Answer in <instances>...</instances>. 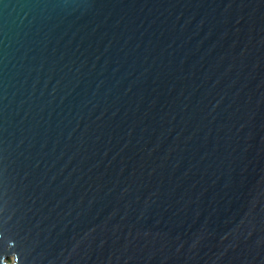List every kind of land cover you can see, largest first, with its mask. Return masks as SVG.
I'll return each mask as SVG.
<instances>
[{
  "label": "water",
  "instance_id": "obj_1",
  "mask_svg": "<svg viewBox=\"0 0 264 264\" xmlns=\"http://www.w3.org/2000/svg\"><path fill=\"white\" fill-rule=\"evenodd\" d=\"M0 264H264V0H0Z\"/></svg>",
  "mask_w": 264,
  "mask_h": 264
}]
</instances>
